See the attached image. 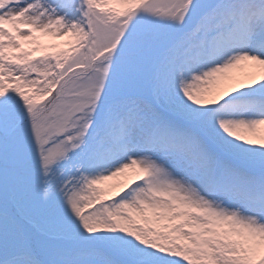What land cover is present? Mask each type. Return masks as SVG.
Wrapping results in <instances>:
<instances>
[{
	"label": "snow or ice",
	"instance_id": "6c2138e0",
	"mask_svg": "<svg viewBox=\"0 0 264 264\" xmlns=\"http://www.w3.org/2000/svg\"><path fill=\"white\" fill-rule=\"evenodd\" d=\"M0 264H264V0H0Z\"/></svg>",
	"mask_w": 264,
	"mask_h": 264
}]
</instances>
